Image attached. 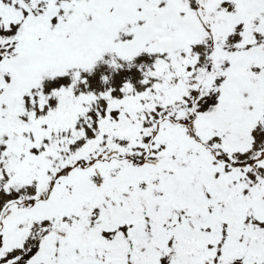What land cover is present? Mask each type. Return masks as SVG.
I'll return each instance as SVG.
<instances>
[{"label": "snow or ice", "instance_id": "1", "mask_svg": "<svg viewBox=\"0 0 264 264\" xmlns=\"http://www.w3.org/2000/svg\"><path fill=\"white\" fill-rule=\"evenodd\" d=\"M0 264H264V0H0Z\"/></svg>", "mask_w": 264, "mask_h": 264}]
</instances>
